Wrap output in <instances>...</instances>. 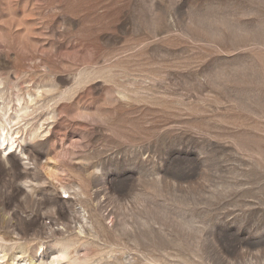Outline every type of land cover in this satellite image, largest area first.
Wrapping results in <instances>:
<instances>
[{
  "label": "rangeland",
  "instance_id": "374dc122",
  "mask_svg": "<svg viewBox=\"0 0 264 264\" xmlns=\"http://www.w3.org/2000/svg\"><path fill=\"white\" fill-rule=\"evenodd\" d=\"M1 109L0 264H264V0H0Z\"/></svg>",
  "mask_w": 264,
  "mask_h": 264
},
{
  "label": "bare ground",
  "instance_id": "6f19581e",
  "mask_svg": "<svg viewBox=\"0 0 264 264\" xmlns=\"http://www.w3.org/2000/svg\"><path fill=\"white\" fill-rule=\"evenodd\" d=\"M5 109H1L0 110V114H1V118H0V150H1V153H2L3 156H8V155H10L14 151V149L16 147H18L17 139H20V142H25L26 138L19 137V134L22 133V131H10V127L9 128H7L8 126L6 127L5 123H11L15 119H18L19 116H18L17 112H15L14 113L15 114L14 115V118L10 119L9 117H6L7 111ZM20 111L21 110H19V112ZM42 133L39 132L38 129L36 128L33 131H31L30 134H28L29 135V138L28 139H34V138H37V137H42L45 134V132L43 133V135H42ZM46 172H47V175H48L49 178L53 177V174H51V171L47 170ZM78 194L79 195L83 194V192L81 191V189L79 190V192L77 193V195ZM81 233H83L82 226L79 228V234H81ZM81 236H83V235H81ZM78 240H80V239H78ZM72 244H74V243H72ZM24 246H21V245L18 246V249L20 248L21 251H22V253L28 252L27 250H28L29 246H28V248L27 247L25 248ZM44 246H45L44 243L39 241L37 243V248L34 251L35 257H28L27 259H25V261L23 262V264H35V258L37 256L38 252H39L40 257H41V254L43 253ZM64 248H66V247H64ZM64 248H63V250H64ZM66 255H68V254L67 253L65 254L62 251V248H61V251L59 250L58 254H56V256L51 259V261L49 262V264H56L59 260H62V259L64 260L66 258ZM119 263L122 264V260H119Z\"/></svg>",
  "mask_w": 264,
  "mask_h": 264
},
{
  "label": "snow or ice",
  "instance_id": "6c2138e0",
  "mask_svg": "<svg viewBox=\"0 0 264 264\" xmlns=\"http://www.w3.org/2000/svg\"><path fill=\"white\" fill-rule=\"evenodd\" d=\"M40 147H41L40 144L35 145L33 151H39Z\"/></svg>",
  "mask_w": 264,
  "mask_h": 264
},
{
  "label": "built area",
  "instance_id": "2783aa9c",
  "mask_svg": "<svg viewBox=\"0 0 264 264\" xmlns=\"http://www.w3.org/2000/svg\"><path fill=\"white\" fill-rule=\"evenodd\" d=\"M67 198H68V196H63V197H62V199H67Z\"/></svg>",
  "mask_w": 264,
  "mask_h": 264
}]
</instances>
